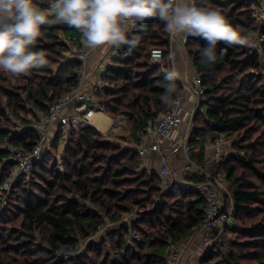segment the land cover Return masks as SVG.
Listing matches in <instances>:
<instances>
[{"label":"trees","instance_id":"16d2710c","mask_svg":"<svg viewBox=\"0 0 264 264\" xmlns=\"http://www.w3.org/2000/svg\"><path fill=\"white\" fill-rule=\"evenodd\" d=\"M203 1L196 6L210 4L207 9L219 11L244 36L259 28L250 8L253 0ZM33 3L44 10L54 0ZM42 31L33 50L45 52L46 67L19 75L0 68V122L6 121L0 123V140L28 149L37 138L39 113L48 112L51 103L76 85L80 66L67 56L66 43L71 37L81 40L78 30L57 22ZM259 31L264 36V26ZM132 34L140 35L139 45L131 55L121 49L120 57L102 74L101 93L94 95L99 109L112 118L124 117L120 129L127 124L135 136L183 93V86L175 79L170 101L165 102L167 72L150 65L152 46L163 47L165 59L171 56L164 22L149 19ZM204 46L205 41L198 38L189 37L185 42L186 53L205 87L190 130V143L199 152L191 154L199 159L204 155V140L221 132L232 139L234 152L213 168L225 175L234 202V225L227 231L236 234L230 243L236 250L225 254V262L264 264V41L261 51L221 43L213 64L202 62ZM19 117L22 124L15 130L14 120ZM254 134L258 137L253 138ZM58 148L59 134L34 170L19 174L11 184V197L0 214V264H164L168 244L204 223L202 193L176 184L161 191L158 169L142 165L148 157L142 159L135 147H122L95 128L83 127L70 132L60 160L54 156ZM13 166L9 152L0 149V186ZM172 198L174 202L169 203ZM135 208L142 218L121 223L102 245L92 239L105 220L118 223ZM167 209L171 214L165 213ZM132 230L143 241L130 247L124 234ZM239 249L248 251L240 253ZM216 256L210 253L205 260Z\"/></svg>","mask_w":264,"mask_h":264},{"label":"built area","instance_id":"2783aa9c","mask_svg":"<svg viewBox=\"0 0 264 264\" xmlns=\"http://www.w3.org/2000/svg\"><path fill=\"white\" fill-rule=\"evenodd\" d=\"M52 8L53 6L44 10H51ZM139 25L132 27V33ZM80 34L83 37L81 32ZM82 37L80 41H82ZM80 41L76 37H71L66 42L69 48L68 56L80 63L77 71V83L66 95L51 103L48 112L38 117L35 125L37 138L33 147L28 149L12 144L7 140L3 144L0 143V148L6 149L10 154V159L14 162V166L0 186V206L7 202L4 200L6 197L4 192L10 189L9 187L19 174H29L34 170L36 163L42 161L45 155L52 150L58 134L60 149L65 147L73 129L91 126V121L97 112V105L95 104L94 92L85 87L88 85L86 81L90 80L88 79V72L86 73L88 51L86 47L80 46ZM120 52L121 49H112L109 56L110 63L101 65L100 69L104 72L107 66L113 65L112 60L115 61L120 57ZM153 53L158 54V60L153 59ZM150 58L151 64L161 65L164 58L163 49L154 47ZM262 60L264 63V57ZM163 67L166 68L167 66L163 65ZM94 77H96L95 74ZM94 81L100 82L99 79H94ZM180 83L184 91L188 90L191 93V107L187 109L184 106V92L177 95L169 107L162 110L157 117L148 120L145 127L137 132L133 144L142 159L147 158L152 153L158 155L161 164V188L164 191L168 190L172 183H177L179 181L178 176H180L179 172L171 165L170 158L178 155L186 157L184 168H182L183 173L190 175L195 180L187 186L202 193L206 200L201 236L204 241H211L215 240L214 236L218 232H222L225 227L234 225V202L227 180L225 175L215 173L213 169L225 156L233 152L227 134L221 132L204 140L203 160L195 161L191 158L190 154L195 151V148L190 143V127L197 113L199 101L205 92V87L202 78L196 72L189 82ZM92 87L94 88V86ZM102 87L101 84L97 85L98 89ZM124 122V117H120L114 122L111 130L120 129ZM184 123L187 127L180 132V127ZM12 177L15 179L13 182H11ZM179 258V255L174 254L169 260V264H176Z\"/></svg>","mask_w":264,"mask_h":264},{"label":"clouds","instance_id":"9594fccd","mask_svg":"<svg viewBox=\"0 0 264 264\" xmlns=\"http://www.w3.org/2000/svg\"><path fill=\"white\" fill-rule=\"evenodd\" d=\"M149 19L165 24L173 38H198L205 41L202 62H216L217 47H257L250 37L242 35L219 11L197 7L193 0H54L51 10H39L33 0H0V68L12 74H27L49 64L44 51L34 46L44 35L42 29L61 22L83 34L92 48L126 49L131 55L140 43L132 27ZM157 53L153 59L158 60ZM167 93L170 101L176 73L170 71Z\"/></svg>","mask_w":264,"mask_h":264},{"label":"rangeland","instance_id":"374dc122","mask_svg":"<svg viewBox=\"0 0 264 264\" xmlns=\"http://www.w3.org/2000/svg\"><path fill=\"white\" fill-rule=\"evenodd\" d=\"M195 1H196L195 5H196L197 2H198V4H200V3L203 4L204 3L203 0H195ZM206 7L209 8V7H211V5L210 4H206ZM250 8H251V10L254 13L255 20H258V22H259V25H258L259 28H257L253 32H250L246 36L250 37L252 40H254L257 43V45H258L257 47H255V49H258L259 51H261L260 44L262 43V41H264V36L260 35V31L259 30H260V28L262 26H264V0H259V1L258 0H253V3H252ZM169 38H170V44H171V42L174 40V38H173V40H171V36H169ZM79 44H80V46L86 47V50L88 51L86 73L88 72V79H90V80L86 81V83L88 85H86L85 87L89 88V89H92L94 94H96L97 91L100 90V89L97 88V85L98 84L104 85L103 79H102L103 70L100 69V66L101 65H107V64L110 63V57L109 56H110V53L112 52V49H108L107 51H105V50H103L101 48H92V47L88 46V44H87V42H86L84 37H82V41H80ZM153 48H154V46L150 47V53H151ZM160 48H162L163 52L165 53L164 48L163 47H160ZM186 57L189 58L187 53H186ZM165 58H166V55L164 54V58H163V61H162L163 63L161 65H157V64L153 65L151 63H150V65H152L153 68L154 67H160V69H161V68H163L164 63L166 64V62H167V60ZM112 61L115 63L116 60L115 61L112 60ZM112 61H111V63H112ZM189 63H190L192 72H195L196 69L193 66V61L191 59H190ZM94 74H95L96 77H94ZM94 79H99L100 82L94 81ZM183 83H186V81L183 82ZM90 85L94 86V88L96 90ZM100 91H102V90H100ZM100 91H99V93H101ZM183 92L186 93V92H189V91L188 90L184 91V89H183ZM66 94L67 93H65L64 95H66ZM189 94H190V98H191V93L189 92ZM191 100H192V98H191ZM95 104L97 105V112L98 111L103 112L101 109H99L97 101H95ZM190 107H191V103H190ZM40 115L41 114L39 113L38 117ZM97 116H103V115L102 114H97L96 116L94 115V117H97ZM103 117L107 120V122L110 121L109 118H107L106 116H103ZM109 117H111V116L109 115ZM112 119H113V124H114V122L116 120H118V117L117 118H112ZM14 122H15V125H13L14 127L13 126H11V127H13V129H15V130L20 128V125L22 124V121L20 120V117L19 118H15ZM0 123L4 124V123H6V121L2 120ZM113 124H112V126H113ZM112 126H111V128H112ZM126 126H127V124L125 125V127L123 129H117V130L109 129V131L106 134H102V135L112 138L114 143H119V145H122V147H135L134 144H133L134 141H135V136L132 134V132L129 129L126 128ZM183 126H184V129L181 128L179 130L180 132L184 131L186 129V127H187V125L185 123L183 124ZM90 127H93V126L91 125ZM100 129H102V131H104L106 129V126H102V127H100ZM190 130H191V127H190ZM97 131H99V130H97ZM121 137H125V138H121ZM256 137H258V134H254L253 138H256ZM231 140L232 139L230 138V141ZM5 141L6 140H2V141L0 140V143L3 144ZM0 149L6 150V149H3V148H0ZM231 151L234 152V149L232 148ZM194 152H199L198 147L195 149ZM153 154H156V153H153ZM63 155H64V147H61L60 149L58 148V150L54 151V156H56V158L58 160L62 159ZM190 156L195 161H200V160L204 159L203 155L202 156L200 155L199 159H196V154L195 153L190 154ZM185 159H186V157L184 155H178V156H174L172 161L170 159V162H171V165L174 167V169L176 171H178L179 174H180V176H178L179 181L177 183H175V184L176 185H183V186L188 187L187 185H189L190 182L193 181V178L190 175H187V174L183 173L182 168H184L183 165H184ZM157 160H158V155H157ZM158 162H159V160H158ZM143 164H145L144 161H142V165ZM258 165L261 166V164H258ZM160 167H161V164L159 162L158 168L160 169ZM239 171L241 172L242 169H239ZM219 174H222V172H220ZM222 175H224V174H222ZM12 178H13V180L11 182H13L15 180L14 177H12ZM2 184L3 183H1V186H2ZM175 184L172 183L171 187L173 185H175ZM161 191H164V190H161ZM4 193H5V196H6L4 198V200L8 202L10 197H11L10 190L5 191ZM0 198H1V195H0ZM174 200L175 199H173V198L170 199L169 203L174 202ZM7 202L3 206H0V214L5 209V207L7 205ZM82 202L84 204H87L88 206L91 205V203L88 202V200H83ZM139 211L140 210H138V208H135V210H133L131 214L122 215L121 216L122 219L119 220L118 223H112L109 220H105V222L99 227L97 233L94 236H92V239L94 241H96L99 245L104 244V240L108 239L109 233L119 229V225L121 223L122 224H126V223H129L131 221L136 220L138 217L142 218L143 215L140 216L141 214H140ZM165 213L166 214H168V213L171 214V211L169 212V210L167 209V210H165ZM203 224L198 226V227H196L195 229H193L183 239H180V240L175 241V242L171 241L168 244L167 249H166V260H165L164 264H169V260L171 259V257L174 254H177L180 257L179 261L176 264H200V263H202V264H225V263L228 264V262H225L226 261L225 254H227L229 251H235L236 250L235 246H231L230 245V243L233 241L232 239L236 237L235 232H232L230 230L227 231L228 227H225V229L222 232H218L214 236L215 240L204 241L203 237L201 236V229L203 227ZM246 225L249 226L248 224H246ZM229 227H231V226H229ZM145 229H146V231H148L149 227L145 228ZM145 235H148V234H145ZM138 237L141 238V239H139ZM145 237H146V240L149 238V236H145ZM88 240H89V238L86 239L85 241L81 242V244H80L78 249L79 250L84 249V247L88 243ZM124 240H125V244H127L130 247H133V246H135V244H138L140 242L142 243L143 237L141 235H139V233L136 230H132L131 232H129L128 235L126 233L124 234ZM238 251L240 253H243V252L246 253L248 250L239 249ZM210 253H215V255H217L216 258L213 259V260H210V261L205 260V257H207V255L210 254ZM142 254H144V253H142ZM223 262H225V263H223ZM242 262L244 264H254L253 261H248V260H245V261H242ZM160 264H163V262H160Z\"/></svg>","mask_w":264,"mask_h":264},{"label":"crops","instance_id":"0c3cea01","mask_svg":"<svg viewBox=\"0 0 264 264\" xmlns=\"http://www.w3.org/2000/svg\"><path fill=\"white\" fill-rule=\"evenodd\" d=\"M187 39L183 38H174V40L170 44V51H171V56L167 57V62H166V68H164V71L170 72L174 71L176 73V79L179 80L180 82H189L191 78L193 77V74L196 72H192L191 66H190V59L186 57V50H185V42ZM165 66V63H164ZM191 98L189 92L184 93V106L188 109L190 107L191 103ZM97 114H102L103 116H106L109 118V122H107L106 119H104L103 116H97L93 117L91 121V125L99 130L102 134H106L109 129H111V126L113 124V119L109 117L104 112L98 111ZM106 126V129L102 131L100 127ZM184 129V126L182 125L180 129ZM175 160V159H174ZM145 166L148 169H157L159 166V162L157 160V155H150L146 160H145ZM174 162V161H173ZM174 164V163H173Z\"/></svg>","mask_w":264,"mask_h":264},{"label":"bare ground","instance_id":"6f19581e","mask_svg":"<svg viewBox=\"0 0 264 264\" xmlns=\"http://www.w3.org/2000/svg\"><path fill=\"white\" fill-rule=\"evenodd\" d=\"M193 2H195V0H193ZM105 119V118H104ZM102 130V129H101ZM100 132V131H99ZM151 155V154H150ZM150 155H148V157L150 156ZM161 168V167H160ZM158 169V171H159V173H160V169L159 168H157Z\"/></svg>","mask_w":264,"mask_h":264}]
</instances>
